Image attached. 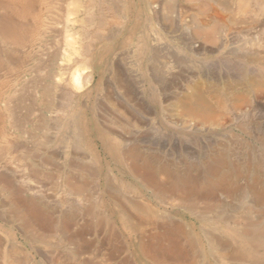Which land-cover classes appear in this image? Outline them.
Here are the masks:
<instances>
[{
	"label": "rangeland",
	"instance_id": "obj_1",
	"mask_svg": "<svg viewBox=\"0 0 264 264\" xmlns=\"http://www.w3.org/2000/svg\"><path fill=\"white\" fill-rule=\"evenodd\" d=\"M237 1L206 0L211 10L202 14L205 0H0V149L10 145L0 176L12 178L18 196L12 204L10 190L0 188V264H80L84 258L155 264L141 247L146 237L159 236L167 217L198 240L201 264H220L207 234L219 227L226 240L229 214L264 217L254 208L247 212L248 191L209 197L217 155L231 167L241 165L244 186L257 179L264 187V90L256 92L264 81V10L253 3V13L237 14ZM217 20L223 25L215 42L196 34L199 22L210 27ZM201 93L213 106L222 101L230 114L225 124L201 130L190 125L194 120L180 122L184 103H197ZM243 94L250 104L234 109ZM8 101L21 128L11 122ZM133 149L175 179L197 176L202 198L193 207L176 196L163 202L134 172ZM69 182H83L82 195ZM129 201L156 211L144 233L132 228L138 220ZM27 203L44 215L48 244L20 218ZM66 218L69 233L85 243L64 239L59 226Z\"/></svg>",
	"mask_w": 264,
	"mask_h": 264
},
{
	"label": "bare ground",
	"instance_id": "obj_2",
	"mask_svg": "<svg viewBox=\"0 0 264 264\" xmlns=\"http://www.w3.org/2000/svg\"><path fill=\"white\" fill-rule=\"evenodd\" d=\"M114 2H116V1H114ZM73 3H74V1H73ZM253 3L256 4L259 7L260 10H262V9L264 10V0H238L235 13H237V14L240 13L242 15L243 14H248V13H253V10L250 9V7H252ZM2 5L4 6V4H2ZM114 5H115L114 6L115 11H117L119 13L120 12V8L118 7V3L116 2ZM222 8L228 10L230 7L229 6L227 7L226 5H223ZM210 10H211L210 2L208 3L205 0V2L201 5V13L205 14V13L210 12ZM222 25H223V23L221 21H219V20H217L210 27H205L201 22H199L198 25H196V28H195L196 34L204 36L206 38V40H208L210 42H215L217 37H218V35H219V33L221 32ZM188 44H190V42ZM87 51H88V49H87ZM85 80H86V82H89L90 80H92V71H90L88 74L85 75ZM77 86H80V84L77 85ZM259 90H264V81L262 82L261 86L257 87V91L256 92H259ZM261 93H262V91H261ZM263 95H264V93H263ZM23 97L24 96H22V98ZM12 98L13 97H11L10 99H12ZM17 98H19V97H17ZM197 98H198V102L197 103L190 104V103L186 102V103H184V105L182 106L181 110L179 111L180 122L182 124H186L190 120H194L195 123L193 122L190 125L192 127L200 126L201 130H207L210 127L222 126L223 124H225V121L229 118L230 114H229L228 110L225 108V106H222V101L221 100L217 101V102L220 103V105H218V107H216V106H213L212 104H210L207 101V99H205L202 96V93L198 94ZM10 101H8L5 104L6 110L11 115V117H10L11 118V122L17 128L18 127L21 128V125H19V123L17 121V119L20 120V118L17 117V115H18L17 111L18 110H16V106L12 105ZM233 101L234 102H233V106L232 107L234 109H236V110H243V108H245V106L250 104L249 98L247 96H245L244 94L242 96L238 97V98L236 97V99L233 100ZM251 101H252V98H251ZM59 108H61V107H59ZM234 109H233V111H234ZM30 111H31V109H30ZM13 117L16 118V119L14 120ZM72 120H70V121H72ZM78 121H79V119L77 117V119L75 120L76 124L75 123L74 124H75V126H77L78 129H80L81 123L79 125ZM75 129H76V127H75ZM80 135H82V134L80 133ZM73 139H74V135H73ZM9 146L7 145L6 147H2L0 149V159H2L3 156L6 154V149H9ZM131 148H133V147H131ZM89 149H91V148L89 147ZM134 149L131 150V151L129 150L132 159H135V161L138 162L137 164L132 163V164H134L133 165V170L137 174V176H140L142 178V180L144 182H146V184L150 187L149 189L152 188V190L157 195H159L160 198L165 200L163 202H166V201L168 202L170 199H173V197L176 196V200L178 199V201L182 205H189V207L195 206V200H197L201 196H203L200 193V186L202 184L200 185V182H199V179H198L197 176H195V175H190V176H186V177H184V176L181 177L180 176L181 177L180 180L175 179L174 175H173L174 172L172 173L169 168L162 167V169L156 170V167L154 166L152 160H150V159H141L140 153L138 152L139 150L136 148L138 151H135ZM92 154H93V152H92ZM127 155H129V154H127ZM20 157H22V156H20ZM240 166L241 165H236L235 167L234 166L231 167L229 165V161H228L227 157H225V155H217L215 157V164L210 169V173H209V174H211V177H212L211 179L215 180V182H214V181H212L210 179L212 181V185L208 188V189H210L209 197L210 198L211 197L219 198L220 197V192L225 193L226 195L234 197L236 195L239 196L240 194H243L244 192L248 191L249 195L251 196V199H249V200H251V203L249 202L250 204H248V206H247L248 207L247 212L254 213L255 211H257V212H260V213L262 212L264 214V187L260 186L261 184H259V182H258L259 180L257 181V179L254 180L253 183L251 182L252 184L247 182L246 183L247 186H244V184H243V182L241 180V177L243 175H242V173H240V169H241ZM246 166H244V168ZM242 169H243V167H242ZM257 169L259 170L258 167H257ZM255 170H256V168H255ZM158 172H160V175L157 174ZM0 173H1V171H0ZM207 175H208V173H207ZM8 176H6V175H1L0 176V188H3L5 190L6 189L10 190V192H11L10 198L12 200V204L14 202L18 203V201H17V198H18L17 191H16V189L13 186V183H12L13 180H12V178H10ZM247 176H249V175H246V177ZM253 176H252V179H253ZM255 177H257V176H255ZM206 178H207V176H206ZM205 181H206V179H205ZM202 187H203V185H202ZM206 187H208V186H206ZM68 189H70L73 194H76V195L79 196V195H82V193L84 192L85 185H84L83 182H69L68 183ZM234 200H236V199H234ZM214 204H215V202H214ZM240 204H242V203H240ZM23 205H25V204H23ZM127 205L129 206L128 207L129 214L132 217H135L134 219L138 220V221L134 220L132 228H134V229H136L138 231L141 230V232L144 233V228H145L144 226L148 223L147 218L152 217V215L156 211H154L152 207L148 206L144 202L129 201V203H127ZM210 205H211V203H210ZM224 205H226V204H224ZM236 205L239 206L238 204H236ZM252 208H254L255 211ZM20 212L22 214L21 216L18 213L17 214L20 216V218H22V220H24V222L27 223V225H26L27 228H30V227L35 228L36 231H37L36 234H38L37 238L39 239V237H41L40 240L43 243L48 244L49 243L48 242V237L52 233L43 232V229H45V225H44V221H43L44 220L43 219L44 215H42L41 212H38L37 207H35L34 205H32L30 203H27L26 207L22 208ZM215 214H216V212H215ZM246 214L247 213H245L244 215L247 216L246 217L247 219L244 218L245 216H242V215H236V214L226 215L225 220H226V223L229 224L227 228L231 229L230 231L229 230L228 231H224L225 234L226 233L230 234V235L227 234L229 236L228 238L224 237V238H226V240L223 239L221 234L219 233L220 232L219 227H217V233L210 232L209 234H207L208 243H209L208 245L215 252L216 258L218 259L220 264H230V261H240V262H242V264H264V217L261 218L260 216H258V218H257V215H256L257 219H254L255 216L251 215V218L254 219L253 220V219H250L248 217V215H246ZM47 220H49V219H47ZM165 220L162 223H159L160 232H159V236L157 238H154L156 235H154V236L152 235V236L146 237V239L144 240L141 248H142L143 252L145 253V255H147L148 258L152 259L155 262V264H197L198 262H200V264H201L203 262V259H204L205 255H203V253H202L203 251H201V249L198 248V246H199L198 245V240L194 236H190L192 234H191L189 228H187V226L184 223H182L179 219L175 218V219H171L170 220L167 217ZM62 221H63V223L60 224V226H59L60 228L59 229L62 232L61 234H64V239L65 240H67L69 242H72L73 240L78 239L79 242H82V243L86 242L84 240V238H83L84 236L79 238L78 234L75 237L73 233H69V232H71V226H72L71 225V221H70L69 218H66L65 220H62ZM221 221H222V219H221ZM34 224H36V225H34ZM45 224H47V222H45ZM102 224H105V223H102ZM86 225H87V222H86ZM55 229L57 231V228H55ZM53 230L54 229H51L50 232H52ZM33 231H35V230H33ZM76 231L78 232V229H76ZM82 231H84V227L80 228V233ZM192 232H194V231H192ZM54 235H55V233H54ZM200 244H203V243H200ZM87 246L88 245H86L85 247H87ZM16 247H18V245ZM98 248H99L98 252H101L102 251L101 249L103 247H98ZM84 251H86V250H84ZM102 253H104V252H102ZM109 254H111V253H109ZM206 255H207V253H206ZM79 258H81V257H79ZM113 259L115 260V258H113ZM109 260H111V258L108 259V261ZM106 261H107V259H106ZM102 262L103 261L95 260V258L94 259H92V258H84V259H82L80 261V264H104ZM17 264H21V263L18 262Z\"/></svg>",
	"mask_w": 264,
	"mask_h": 264
}]
</instances>
